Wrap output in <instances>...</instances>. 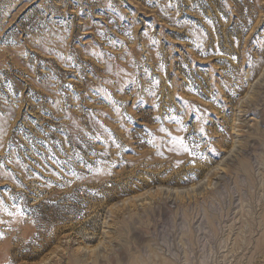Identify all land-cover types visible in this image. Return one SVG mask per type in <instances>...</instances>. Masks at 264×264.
Here are the masks:
<instances>
[{
    "label": "rangeland",
    "instance_id": "374dc122",
    "mask_svg": "<svg viewBox=\"0 0 264 264\" xmlns=\"http://www.w3.org/2000/svg\"><path fill=\"white\" fill-rule=\"evenodd\" d=\"M0 165V264H264V0H0Z\"/></svg>",
    "mask_w": 264,
    "mask_h": 264
},
{
    "label": "snow or ice",
    "instance_id": "6c2138e0",
    "mask_svg": "<svg viewBox=\"0 0 264 264\" xmlns=\"http://www.w3.org/2000/svg\"><path fill=\"white\" fill-rule=\"evenodd\" d=\"M147 2H151V0H147ZM101 35H103V33H101ZM112 43H115V41H112ZM153 43H155V41H153ZM157 84L159 83L158 81L156 82ZM179 123V121H177ZM162 131H164L163 129H161ZM184 130V129H182ZM201 132H203V129H201ZM177 142L180 144V146L183 148V150L185 152H187L190 156L196 158L197 157V152L192 151V149H190L185 143L184 140L182 138H177ZM193 147L195 148H199V145H193ZM200 159H203V155L200 154L199 155ZM57 163H59V161H57ZM0 167H3V165H0ZM13 209H15V212L10 211L5 205H4V201L0 200V210H3L4 213L9 216V217H13V216H20L23 217L25 215V213L23 212V210L21 209V207L17 204H13L11 206ZM6 221L5 220H0V224H5ZM3 238V233H0V239Z\"/></svg>",
    "mask_w": 264,
    "mask_h": 264
},
{
    "label": "bare ground",
    "instance_id": "6f19581e",
    "mask_svg": "<svg viewBox=\"0 0 264 264\" xmlns=\"http://www.w3.org/2000/svg\"><path fill=\"white\" fill-rule=\"evenodd\" d=\"M203 2H204V0H198V3L201 4V5L203 4Z\"/></svg>",
    "mask_w": 264,
    "mask_h": 264
}]
</instances>
